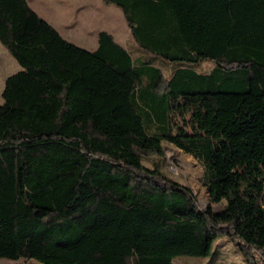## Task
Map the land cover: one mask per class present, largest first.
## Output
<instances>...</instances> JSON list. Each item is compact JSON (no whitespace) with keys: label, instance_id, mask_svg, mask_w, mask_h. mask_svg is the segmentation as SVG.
Returning a JSON list of instances; mask_svg holds the SVG:
<instances>
[{"label":"trees","instance_id":"obj_1","mask_svg":"<svg viewBox=\"0 0 264 264\" xmlns=\"http://www.w3.org/2000/svg\"><path fill=\"white\" fill-rule=\"evenodd\" d=\"M103 1L140 50L183 66L166 75L101 31L94 55L133 86L110 84L95 108L81 73L19 42L28 0H0V43L21 67L0 103V260L174 264L224 235L264 264V0ZM163 140L204 166L222 212L165 170Z\"/></svg>","mask_w":264,"mask_h":264},{"label":"rangeland","instance_id":"obj_2","mask_svg":"<svg viewBox=\"0 0 264 264\" xmlns=\"http://www.w3.org/2000/svg\"><path fill=\"white\" fill-rule=\"evenodd\" d=\"M29 2L33 11H37L38 17L43 21L50 23L61 32L74 33L75 37L84 43L92 41L100 31L109 32L113 28L122 27L125 19L121 8L106 4L103 0H29ZM40 37H43L41 32L38 34V39ZM0 48H3L1 43ZM130 52L136 62L148 60L166 75H170L175 68L183 66V63L171 62L140 50L131 35ZM0 61H2L0 62V103H2L1 92L4 88L3 78L5 73L12 75L21 70V67L17 60L8 53L0 56ZM11 63H14L16 67ZM213 67L212 60L203 61L195 66L200 72H209ZM252 69L257 68L253 66ZM131 88L132 86L130 90ZM162 144L167 165L165 170L170 176L192 190L201 210L205 211L212 208L214 212H222L223 203H211L207 188L200 182V178L204 174V166L194 156L185 153L174 144L166 140H163ZM161 160V156H155L146 159L144 163L151 167L154 162H161ZM160 167L163 169L161 164ZM206 200L208 201L207 204ZM244 261L236 245L224 235H220L214 242L213 254L210 257L182 255L174 259V264H243ZM15 263L42 264L37 260H0V264Z\"/></svg>","mask_w":264,"mask_h":264},{"label":"crops","instance_id":"obj_3","mask_svg":"<svg viewBox=\"0 0 264 264\" xmlns=\"http://www.w3.org/2000/svg\"><path fill=\"white\" fill-rule=\"evenodd\" d=\"M31 11L32 15L30 17L28 29L19 40L21 44L35 45L43 43L48 52L64 66L81 73L84 81L93 90L92 101L95 108L98 102L105 101L111 87L110 84L116 83L117 80L127 82V97L129 96L130 85L133 86L130 80L118 75L105 61L94 55L99 45L98 36L101 31L98 32L97 36L93 38L92 41H89V43L80 42V40L75 37L76 35H74V33L69 31L61 32L50 23L38 17L37 11H33L32 7ZM111 31H109V33L114 36L116 41L130 52L131 30L126 18L124 19L122 27L113 28ZM40 32L43 34V37L38 39V34H40ZM5 53H8L6 49L4 47L2 49L0 48V56H4ZM11 64L16 67L14 63ZM8 76H10V74L5 73L3 78L4 87Z\"/></svg>","mask_w":264,"mask_h":264},{"label":"bare ground","instance_id":"obj_4","mask_svg":"<svg viewBox=\"0 0 264 264\" xmlns=\"http://www.w3.org/2000/svg\"><path fill=\"white\" fill-rule=\"evenodd\" d=\"M208 203V201L206 200V204Z\"/></svg>","mask_w":264,"mask_h":264}]
</instances>
